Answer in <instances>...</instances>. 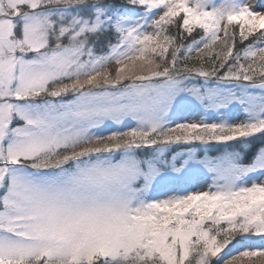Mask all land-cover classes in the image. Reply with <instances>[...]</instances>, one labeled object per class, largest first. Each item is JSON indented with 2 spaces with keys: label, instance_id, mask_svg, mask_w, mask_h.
<instances>
[{
  "label": "snow or ice",
  "instance_id": "1",
  "mask_svg": "<svg viewBox=\"0 0 264 264\" xmlns=\"http://www.w3.org/2000/svg\"><path fill=\"white\" fill-rule=\"evenodd\" d=\"M0 264H264V0H0Z\"/></svg>",
  "mask_w": 264,
  "mask_h": 264
},
{
  "label": "rangeland",
  "instance_id": "2",
  "mask_svg": "<svg viewBox=\"0 0 264 264\" xmlns=\"http://www.w3.org/2000/svg\"><path fill=\"white\" fill-rule=\"evenodd\" d=\"M253 2H254V0H253Z\"/></svg>",
  "mask_w": 264,
  "mask_h": 264
}]
</instances>
